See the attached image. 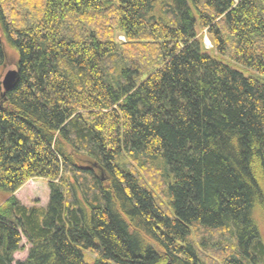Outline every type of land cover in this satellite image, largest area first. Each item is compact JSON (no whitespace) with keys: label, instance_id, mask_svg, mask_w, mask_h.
Listing matches in <instances>:
<instances>
[{"label":"trees","instance_id":"trees-1","mask_svg":"<svg viewBox=\"0 0 264 264\" xmlns=\"http://www.w3.org/2000/svg\"><path fill=\"white\" fill-rule=\"evenodd\" d=\"M7 49L0 264H264V0H0Z\"/></svg>","mask_w":264,"mask_h":264},{"label":"rangeland","instance_id":"rangeland-1","mask_svg":"<svg viewBox=\"0 0 264 264\" xmlns=\"http://www.w3.org/2000/svg\"><path fill=\"white\" fill-rule=\"evenodd\" d=\"M204 42L207 49L211 50L212 41L208 35L204 36ZM7 63L5 67L0 71V81L2 82L5 75L9 71L16 70L17 57L14 51L7 49ZM210 54L214 55L212 52ZM1 194V193H0ZM50 190L48 183L42 179H31L27 181L16 193L17 199L25 206L32 207L34 205L40 207H46L49 201ZM264 230V225H263ZM263 241H264V237ZM23 245L25 246L23 251L17 252L14 255L16 261H23L28 256V249L30 245L27 244L26 240L23 239Z\"/></svg>","mask_w":264,"mask_h":264},{"label":"water","instance_id":"water-1","mask_svg":"<svg viewBox=\"0 0 264 264\" xmlns=\"http://www.w3.org/2000/svg\"><path fill=\"white\" fill-rule=\"evenodd\" d=\"M18 80V72L17 70L15 71H9L3 81L1 82L2 89L5 92L11 90L17 83Z\"/></svg>","mask_w":264,"mask_h":264}]
</instances>
